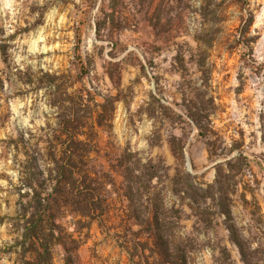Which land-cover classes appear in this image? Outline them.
Segmentation results:
<instances>
[{
  "label": "rangeland",
  "instance_id": "rangeland-1",
  "mask_svg": "<svg viewBox=\"0 0 264 264\" xmlns=\"http://www.w3.org/2000/svg\"><path fill=\"white\" fill-rule=\"evenodd\" d=\"M71 114L92 146L77 168L96 179L101 208L40 209L55 216L51 264H162L126 215L129 152L158 165L154 189L179 211L187 264H244L214 202L172 190L178 172L213 183L217 165L248 256L264 264V0H0V264H43L24 224L38 217L33 193L53 188Z\"/></svg>",
  "mask_w": 264,
  "mask_h": 264
},
{
  "label": "trees",
  "instance_id": "trees-1",
  "mask_svg": "<svg viewBox=\"0 0 264 264\" xmlns=\"http://www.w3.org/2000/svg\"><path fill=\"white\" fill-rule=\"evenodd\" d=\"M193 110L189 119L197 129L199 136L204 138L207 127L202 122V118L205 119V116L200 113L201 107H194ZM68 116L67 119L61 120L64 126L60 134L64 136L61 143L65 146L58 155L52 156L51 173L54 172V175L51 181L53 188L46 197L42 196L41 192L33 193L31 206L38 212V217L34 219V214L31 212L24 224V238L31 244V249L38 260L34 259L43 264H51L49 245L52 241L51 235L44 233V227L46 224L54 225L55 216L52 212H47L48 216L43 218L39 215L40 209L61 200L71 204L75 212L93 217V212L101 208V198L98 200L96 196L98 187L94 185L96 179L88 171L77 168L78 164L83 163L84 159L88 157L92 146L90 147V143L81 140L80 133L75 131L80 122L78 115ZM170 147L175 157L176 154H181L180 149H177L172 142H170ZM157 166L151 161L142 164L139 159L135 158V154L130 152L119 161V172L123 178L122 191L127 201L126 215L152 239L154 252L162 264H187L185 245L177 243L173 233V228L177 224V220L180 219L179 211L167 207L160 192L154 189L153 180L160 179V175L156 171ZM219 167L220 165H217L215 179L211 184L196 181L195 176L190 173L178 172L171 177L174 184L172 190L176 194H184L197 205L200 202L205 203L206 200H212L218 213L223 216L229 239L237 246L242 261L244 264H254L255 262L248 256L244 240L233 222L229 203L231 191L226 183L219 179ZM27 185L33 188L32 181H29ZM43 202L46 203L43 205ZM24 264L31 263L25 261Z\"/></svg>",
  "mask_w": 264,
  "mask_h": 264
}]
</instances>
